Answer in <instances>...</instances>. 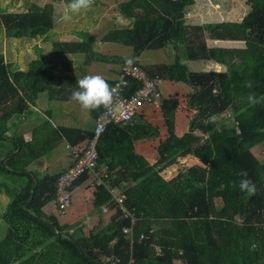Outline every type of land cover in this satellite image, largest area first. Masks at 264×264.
<instances>
[{
	"label": "trees",
	"instance_id": "obj_1",
	"mask_svg": "<svg viewBox=\"0 0 264 264\" xmlns=\"http://www.w3.org/2000/svg\"><path fill=\"white\" fill-rule=\"evenodd\" d=\"M109 2L115 6L112 10L119 17L112 18L105 27L101 22L96 37H86L83 33H80L82 37L77 36L80 30L76 29L70 32L75 31L77 37L63 43L53 40L56 14L52 5L22 13L0 11V34L4 31L5 37L14 40H36L35 59L27 70L18 69L19 62L7 63L0 55V142L7 141L11 132L9 125L29 112L39 95L47 93L51 101H73L71 95L77 90L78 78L55 73L51 59L46 58L47 43L52 45L50 50L57 58L65 56L78 60V55H82V61L87 62L125 63L127 57H111L98 51L99 42L127 48L133 58L149 51L169 50L173 61L170 64L145 68L136 60L135 63L152 79L159 77L191 89L186 101L193 112L188 131L181 137L176 135L174 123L179 100L165 98L160 111L167 126V137L157 149L156 163L150 165L138 157L119 176L125 181L138 182L172 166H179V172L139 204H132L138 194L136 190L126 193V205L140 220L133 247L122 231L130 222L120 219L119 213L112 217L113 229L91 246L73 240L69 234L61 236L58 226L51 227L33 218V213H40L43 206L55 199L58 177L38 180L30 202L33 178L17 175L15 171H26L28 164L40 156L37 141L25 143L20 138L11 141L10 149L0 151V160L10 156L19 145L21 150L8 158L5 166L0 163V174L28 180L11 201L5 221L9 229L17 224L18 238L24 240L16 244L19 252L15 253L16 257L5 251L0 260L13 264L24 258L30 251L27 235L37 234L32 241L34 247L41 248L48 243V248L41 250L38 256L25 258L22 264H70L72 260L67 261L65 253L86 264H103L102 259H119L121 264H128L132 255L134 264H264V0H246L250 11L240 23L202 26L190 25L186 20L187 10L195 0H93L95 12L109 7ZM208 40L237 42L242 46L234 49L209 47ZM200 62H213L223 70L193 72L189 65ZM106 80L111 86L116 81ZM248 82L251 88L245 86ZM131 85L128 93L137 88L136 84ZM250 94H255L260 102L251 105L248 102ZM102 110L103 107L91 112L97 117ZM226 112L235 117L237 127L227 119H219ZM213 116L216 117L214 121L211 120ZM49 127L45 123L37 132L48 131ZM128 127L135 140L158 133L156 127L145 121ZM50 131L70 146L93 137V132L64 127ZM261 148L262 153L255 155L254 151ZM188 156L195 157L203 166L183 170L179 160ZM109 169L113 170L114 166L110 165ZM242 172H246L247 177H242ZM245 178L255 183V195L240 191L239 182ZM2 186L4 183L0 184V192ZM98 192L99 206L110 203L112 196L106 189ZM217 201L221 203L220 208ZM23 202L29 203L21 208ZM148 220L153 223V231ZM187 220H194L195 243L185 239ZM140 233L150 238L139 242Z\"/></svg>",
	"mask_w": 264,
	"mask_h": 264
},
{
	"label": "crops",
	"instance_id": "obj_2",
	"mask_svg": "<svg viewBox=\"0 0 264 264\" xmlns=\"http://www.w3.org/2000/svg\"><path fill=\"white\" fill-rule=\"evenodd\" d=\"M207 6L208 4L206 1L201 4L198 0H195V4L187 10V15H189L187 19L194 17V19L204 20L205 18H207V16L211 18L216 17L215 15L210 14ZM211 6H213V3ZM247 6L248 10L250 11V6ZM221 12L222 10L219 13ZM245 15L246 14H244V16ZM217 16L221 20L216 22L212 18L214 22H208L206 24L240 23L244 18L243 16L241 21H236L235 19H231V21L228 19V17L237 18L238 16H233V13H230V11H223V14H218ZM209 42L210 45H208ZM103 45L112 44H101V42H99L100 51ZM207 45L209 47L219 46L220 48L224 49H234L240 48V46H242L241 43L237 42H211L209 40L207 41ZM150 52L155 51L145 52L140 57H134L136 62H138L145 68H152L155 66L167 64L166 62H163L164 59H161V56L156 59H154L153 57H147L148 53ZM158 52L161 53L160 51ZM123 53L124 58L132 57L131 50L127 48L123 49ZM144 55H146V58L144 57ZM141 57H144V61L142 63L140 62ZM168 58L170 60V62L168 63H172V58H170L169 56L167 57V59ZM64 63L70 65L71 68L67 69V71L65 72H62L64 75L74 76L75 78L79 79L88 74H100L106 79H109V81H115L118 78V73L122 64L121 61L87 62L82 61V59L80 61H77L74 58L72 61H64ZM203 63L208 64V66H210V64H214L213 62ZM214 65L216 67L215 71L219 72L223 70V67L217 66L216 64ZM55 73L59 74L61 72H58L55 68ZM162 91L164 98L175 97L179 100V107L175 114L174 126L176 135L178 137H181L188 131L190 124L187 123L185 126L183 125L182 120L184 119V116L186 115V119L189 113L193 114V112L186 105L187 95L191 92V89L187 85H184L182 83L177 84L164 80ZM43 94L41 95L43 96ZM39 99L40 98L38 97L35 105L31 107L29 112H27L25 115L23 114V116L21 117L15 118L14 123L9 125L11 132H9L7 141H5L7 147L3 150L5 152L10 149L12 147L11 141L14 142V140L16 141L18 138L22 139L25 143H35V141H37L36 143L38 145L37 147L40 156L37 159L33 160L30 164H28V168L26 171H15L17 175L32 176L34 181V188L32 193H35V184L38 180L45 177H58L62 173L69 170L74 163L72 148L78 146L82 147L87 142L85 140L76 144L75 146H70L68 142L61 141L58 136L53 135V132H51L50 129L53 130L64 127L80 130L83 132H93L96 124V118L102 113L101 112L97 117H95L92 114L91 110L82 109L81 106L75 101H51L49 100L48 96L45 97L44 95L43 99L40 100L41 103L38 104L37 102L39 101ZM183 105L185 107L184 111ZM140 121H145L153 125L158 129V133L147 138L135 140L132 136V133L129 131L128 125H119L114 123L110 124L107 127L105 133L101 136L98 143V168L94 173L87 175L82 182L73 187L72 203L67 212L64 215L60 214L56 208L55 200H53L43 206L40 210V213H33V218H38L41 222H44L46 225L51 227H54L55 225L58 226L61 231L59 235L61 236L64 234H69L73 240H77L92 246L93 243H97L103 240L106 234H108L113 229L112 217L115 214L114 208H112L113 202L107 203L103 206H99L97 204V195L99 192L98 190L90 187V183L94 180L95 176L100 177L107 186L114 187L118 195L122 194L126 198V193L128 192V190H136L138 194L132 202L133 205L139 204L150 194L163 188L172 178H174L178 174L179 166L169 167L161 173L157 172L138 182L125 181L122 180L119 176L120 173L125 169V167H127L134 159L138 157H142L150 165H154L158 158L157 149L161 142L165 141L167 137V126L165 125L161 111L155 110L150 105L145 104L135 115L133 123H138ZM45 123H48L50 125V129H48V131L41 130L40 132H37V130H39ZM35 137L37 138L35 139ZM20 150L21 146L19 145L18 149L11 155H16ZM179 161L181 163L180 166L183 168V170L196 165L203 166V164L193 156L182 158ZM110 165L114 166L113 170L109 169ZM118 179H121V181ZM26 180L28 179H21L20 177H16L14 186L10 188L9 185L4 182L3 177L1 178L0 184L4 183V186L1 187L0 192V195L2 197L0 202V256H5L6 251L9 255L13 254L16 257L17 255L15 253H19L17 251L16 244L17 242L24 240L23 238H18L19 235L17 232V224H14L13 228L9 229V226L5 221V215L11 201L25 187V184L27 182ZM7 186L9 187L8 189ZM33 196L34 195H32L30 202L32 201ZM28 203H21V208H24ZM103 208H108L110 211L108 213H103ZM25 210L26 212H28L27 209ZM139 223L140 220L138 219L133 226L132 234L130 235L131 247H133L134 245V236ZM147 224L151 228V225L153 223L151 220H148ZM186 225L187 228L185 239L191 243H195L196 237L194 220H187ZM18 228L21 229V226L19 225ZM152 231H150V233H152ZM13 234H16V236H14ZM141 234L144 233H140V235ZM36 235L37 234L29 235L33 238L28 239V246L30 249L29 253L24 258L22 257L21 259L14 261L13 264H22L25 258L38 256L40 255L41 250H46L48 248V243H46L41 248L34 247L32 241H35ZM145 235L148 237V239L150 238L147 234ZM141 241L144 240H140L139 238V242ZM155 250H157L156 254H158L159 250L157 247L155 248ZM132 258L135 259L134 255H132Z\"/></svg>",
	"mask_w": 264,
	"mask_h": 264
},
{
	"label": "rangeland",
	"instance_id": "obj_3",
	"mask_svg": "<svg viewBox=\"0 0 264 264\" xmlns=\"http://www.w3.org/2000/svg\"><path fill=\"white\" fill-rule=\"evenodd\" d=\"M198 1L201 4H203L204 1L207 2L208 4L207 8L209 9L210 14H213L216 16V17H212L216 22L221 20L217 15L223 14V11H226V12L230 11V13H233V16H238L237 18L228 17L229 20L235 19L236 21H241L244 14H247L249 12L248 6L246 5V0H204V1L198 0ZM70 3L71 2H68L66 0H0V11L3 13L4 12L22 13V12H27L28 10L34 7L44 8L47 5H52L54 7V12L56 14V26L54 28L55 36L53 37V40L57 42H62V43L70 42L71 40L75 39V37L77 36L82 37L81 36L82 33L86 37L93 36L95 35V33H97L98 31L97 29H99L101 22H102V26L105 27L111 21L112 18L119 17L118 14H116V12L112 10V8L115 6L110 2H109L110 6L104 8L99 13L95 12L96 9L94 5H92L91 9L87 11H82L80 13H71L69 9ZM212 3H213V6H211ZM221 10L222 12L219 13ZM89 12H91V14H89ZM65 14H70L72 16V19L70 21H64L63 16ZM212 18L207 16V18H205L204 20H199V19H194V17H191L190 19H187V23L193 26H202L208 22H214ZM76 29L81 31V32L78 31L76 33L77 36H75V33H73L75 31H73L72 33L70 32L71 30H76ZM4 35H5L4 31H2L0 34V55H3L7 63L12 64L15 62H19L16 64L17 68L18 69L21 68L22 70H27L28 65L35 59V50H34L35 47L34 46H35L36 40H29V39L14 40V39L5 37ZM96 36L97 35H95V37ZM208 45H210V42ZM46 47L48 48V50L46 51V58L51 59L52 64L54 65V67L56 68L58 72L62 73V72L67 71V69H71L70 65L65 64L64 61H72L73 57L71 58V57L64 56V57L57 58L53 55L52 51L50 50L52 48V45L47 43ZM98 51H100V49H98ZM101 52L105 55L116 57V58H121L124 55L123 48L119 46L114 47L112 45H103L101 47ZM160 52L162 54L159 53L158 51H155V52H150L148 53V55L147 54L146 55L147 57H153L154 59L159 58L161 56L160 58L164 59L163 62H166L167 64H169L168 62H170V60L169 58L167 59V57L169 56L171 58V54H169L170 51L160 50ZM146 55H144L145 58H146ZM78 56L79 57H77L78 58L77 61H79L80 59H84L82 55H78ZM144 57L140 58L141 63L144 61ZM189 67L193 72H207V71L216 70V67L214 64L213 65L210 64V66H208V64H205L203 62L191 63ZM14 68L15 67L12 66V69ZM44 95L45 97L48 96L47 93L43 94V96ZM43 96L39 95L40 99L37 102L38 104L41 103L40 100L43 99ZM184 108L185 107L183 105V111H184ZM185 116H184V119L182 120V123L184 126L187 123H190V121L192 120L193 114L189 113L186 119H185ZM219 119H222V117H219ZM0 143H1L0 151H3L4 149H6L7 146L5 142H0ZM254 152H255V155L261 154L262 148L257 149ZM3 159L0 160V163ZM2 177L4 179V182L7 183L10 188L14 186L16 177L5 175V174L3 175L0 174V181ZM1 199L2 197L0 195V202H1ZM220 206H221V203L217 201V207L220 208ZM27 236L30 237L29 235ZM128 237L130 236L128 235ZM64 256L67 258V261L72 260L70 264H86L85 262L80 260L78 257H75V256H71L72 258L69 257L70 256L69 253H65Z\"/></svg>",
	"mask_w": 264,
	"mask_h": 264
},
{
	"label": "built area",
	"instance_id": "obj_4",
	"mask_svg": "<svg viewBox=\"0 0 264 264\" xmlns=\"http://www.w3.org/2000/svg\"><path fill=\"white\" fill-rule=\"evenodd\" d=\"M136 84L137 88L132 93H128L131 84ZM163 79L155 77L152 79L148 73L138 64L134 63L126 67L125 63L121 65L118 79L112 87L116 88L123 105L112 110L104 109L96 118V124L93 131V137L85 145L72 148L74 163L72 167L64 172L56 183V207L61 214H65L71 203V194L73 185L83 176L90 175L96 171L99 163L98 143L101 136L107 130V127L114 123L119 125H132L135 115L145 104L150 105L155 110H161L164 101L162 91ZM227 119L232 125L238 126L235 117L226 112L220 116ZM239 133V132H238ZM90 187L98 190L103 187L107 189L112 196L115 212L120 214V219L129 220L130 226H124L122 231L125 235H131L133 226L138 219L126 205V197L118 195L114 187L107 186L104 181L95 176L91 181ZM109 209L104 208L103 213H108ZM131 238V236H130ZM140 240H146L145 234L139 236ZM103 264H121L119 259H102ZM135 259L131 258L128 264H134Z\"/></svg>",
	"mask_w": 264,
	"mask_h": 264
},
{
	"label": "clouds",
	"instance_id": "obj_5",
	"mask_svg": "<svg viewBox=\"0 0 264 264\" xmlns=\"http://www.w3.org/2000/svg\"><path fill=\"white\" fill-rule=\"evenodd\" d=\"M92 5H93V0H71L69 9L71 13H80L82 11H87L91 9ZM71 19L72 16L70 14H65L63 16L64 21H70ZM134 63H135V58L133 57H127L125 59L126 67H130ZM245 86L251 88L252 84L251 82H248ZM71 99L77 102L84 110H95L101 107H103L106 110H112L113 108H119L123 105V101L119 97L116 88L112 87L108 83L106 78L100 74H89V75H85L82 78H79L77 80V90L72 92ZM248 102L251 105H255L259 103L260 100L255 96V94H250L248 96ZM215 119H216L215 116L211 117V120L214 121ZM61 175H59L58 178ZM240 175L242 177H247L248 174L246 172H242ZM73 187L71 190L72 192H73ZM102 189H106V188L103 187ZM239 189L240 191L245 192L250 196L255 195L257 192V187L255 183H253L250 179H246V178L240 180ZM55 191H56V186H55ZM54 200L56 205V192H55ZM110 202H113L112 198ZM71 203H72V194H71ZM112 208H114V205Z\"/></svg>",
	"mask_w": 264,
	"mask_h": 264
},
{
	"label": "water",
	"instance_id": "obj_6",
	"mask_svg": "<svg viewBox=\"0 0 264 264\" xmlns=\"http://www.w3.org/2000/svg\"><path fill=\"white\" fill-rule=\"evenodd\" d=\"M12 155H10V156H7V157H5L2 161H1V164L3 165V166H5V161L9 158V157H11ZM32 195H34V192L32 193ZM0 264H7L5 261H3V260H0Z\"/></svg>",
	"mask_w": 264,
	"mask_h": 264
}]
</instances>
